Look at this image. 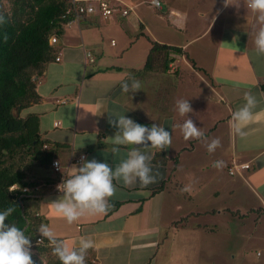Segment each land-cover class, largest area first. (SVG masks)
Instances as JSON below:
<instances>
[{
  "label": "crops",
  "instance_id": "0c3cea01",
  "mask_svg": "<svg viewBox=\"0 0 264 264\" xmlns=\"http://www.w3.org/2000/svg\"><path fill=\"white\" fill-rule=\"evenodd\" d=\"M149 1L118 0L132 8L129 15H83L67 29L56 44L61 60L48 65L38 84L42 101L24 111L40 115L46 139L67 144L55 158L66 179L82 164V154L113 168L133 147L152 158L153 183L114 180L116 192L107 213L72 223L56 214L52 203L63 195L56 189L62 173L53 165L33 168L35 177L51 184L37 211L59 238L75 247L82 237L94 239L99 264H157L160 250L171 241L163 236L166 227L175 226L179 233H216L224 211L217 202L224 193L236 194L232 181L252 184L264 201V55L255 46V34L264 23L247 0H163V16L179 31L163 33L149 27L147 15L135 12V6ZM117 27L124 34L109 41V31ZM148 38L181 47L190 59L184 53L170 63L171 71H143L151 49ZM86 50L93 52V62H88ZM124 81L130 86L139 81L142 89L126 93ZM246 93L258 103L255 119L241 135L233 129L232 114L244 106ZM63 99L69 101L62 104ZM188 99L193 111L181 116L176 102ZM122 115L171 132L165 165L153 161L158 150L151 146L120 145L118 153L112 152L117 129L109 120ZM189 118L203 138H184L180 125ZM214 139L220 146L210 153L207 145ZM233 160L250 162L251 168L229 181L223 174L234 176L228 170ZM217 161L223 165L216 167ZM159 187L163 189L155 191Z\"/></svg>",
  "mask_w": 264,
  "mask_h": 264
},
{
  "label": "trees",
  "instance_id": "16d2710c",
  "mask_svg": "<svg viewBox=\"0 0 264 264\" xmlns=\"http://www.w3.org/2000/svg\"><path fill=\"white\" fill-rule=\"evenodd\" d=\"M69 6L70 0H0V210L15 209L5 222L17 224L31 236L34 264L61 262L47 240L37 243L40 234L36 230L41 223L46 224L37 204L51 184L35 177L32 170L50 168L58 150L67 144L46 139L40 115H24V111L42 101L40 80L35 76L42 78L59 55L50 38L65 34ZM148 40L151 49L143 71H171L170 63L185 53L181 47ZM153 161L165 165L166 152L158 150ZM25 187L30 190L24 191ZM96 256V250L89 249L86 264H99Z\"/></svg>",
  "mask_w": 264,
  "mask_h": 264
},
{
  "label": "clouds",
  "instance_id": "9594fccd",
  "mask_svg": "<svg viewBox=\"0 0 264 264\" xmlns=\"http://www.w3.org/2000/svg\"><path fill=\"white\" fill-rule=\"evenodd\" d=\"M153 3L158 6L159 0H153ZM247 6L257 13L259 21L264 23V0H247ZM255 46L257 53L264 55V27L255 34ZM121 87L126 93H130V90L135 93L142 89L139 81H133L131 86L124 81ZM245 101L244 106L232 114L233 129L241 135L243 129L255 119L253 110L258 103L251 93L245 94ZM176 108L181 116L193 111L189 99L178 100ZM109 124L117 129L113 138V153L120 151V145L151 146L163 151L172 143L171 132L161 124L154 123L149 127L126 115L110 119ZM180 127L186 140L203 138L205 135L191 118L184 121ZM219 146L220 140L214 139L207 145V149L211 153ZM151 159V156L137 147H133L127 153V158L115 168L105 160L101 162L96 159H83L72 175L63 179L58 186L63 195L52 201L56 214L65 218L68 223L78 221L86 215L106 214L111 206L109 198L116 192L114 180H122L125 185H132L139 180L145 186L155 181L151 174ZM222 165L223 161L215 163L216 167ZM14 211L13 207L0 210V264H34L31 236L26 235L25 230L17 224L5 222ZM36 231L41 237L38 243L47 240L61 264H86L88 250L99 246L91 237H82L79 246L75 247L71 242L59 238L45 223H41Z\"/></svg>",
  "mask_w": 264,
  "mask_h": 264
},
{
  "label": "rangeland",
  "instance_id": "374dc122",
  "mask_svg": "<svg viewBox=\"0 0 264 264\" xmlns=\"http://www.w3.org/2000/svg\"><path fill=\"white\" fill-rule=\"evenodd\" d=\"M160 1L162 9L149 2H141L139 7L134 5L135 12L147 15L152 29H163V33L168 30L173 34L179 32L168 25L163 16L167 6L163 0ZM117 20L122 21V18ZM119 27L109 31V41L112 38L119 41V35L124 34L122 29L118 31ZM223 175L229 181L238 177ZM232 182L237 186L236 194L230 197L224 193L221 201L217 202L224 206L217 232L197 234L185 229L179 233L175 226L169 230L166 227L163 236L169 235L171 241L160 250L157 264H264V201L252 184L243 179ZM150 220L153 222L154 216ZM193 225L195 222L191 224L192 229L195 228ZM42 260L46 261L47 257H42Z\"/></svg>",
  "mask_w": 264,
  "mask_h": 264
},
{
  "label": "built area",
  "instance_id": "2783aa9c",
  "mask_svg": "<svg viewBox=\"0 0 264 264\" xmlns=\"http://www.w3.org/2000/svg\"><path fill=\"white\" fill-rule=\"evenodd\" d=\"M149 3L151 5L156 6L153 3V0H150ZM156 7L158 8L162 7L160 0L158 3V6ZM131 10L132 8L130 6L120 3L118 2V0H70V6L66 12V15H68L70 19L64 25V29L65 30L69 29L75 22H78L83 15L99 13L101 16L107 19L118 12L122 13V15L124 16H127L130 14ZM59 38L60 37L57 35H52L50 38V43L52 45H56L59 41ZM115 43L116 41L112 40V44H115ZM86 58L88 59V62L89 61L93 62L95 60L93 52L91 50H86ZM55 60L60 61L61 60L60 55H58ZM35 79L40 80L41 78L40 76H35ZM68 101H69L68 99H63L61 100V103L63 104ZM56 125H58L57 122H56ZM85 157H86V154H82L81 157L79 158V161H81ZM52 165L57 172L62 173L61 163L57 159L53 161ZM249 168H251L250 162H238L236 160H233V162L228 167V170L230 174L235 175L237 173H240L241 170H247ZM63 179H66V176L64 175V173H62L56 185V189L58 191H60L58 186L62 183ZM35 189H38V187H35ZM29 190H30L29 187L24 188V191H29ZM40 238L41 237L39 236L37 243L40 240Z\"/></svg>",
  "mask_w": 264,
  "mask_h": 264
},
{
  "label": "water",
  "instance_id": "95a60500",
  "mask_svg": "<svg viewBox=\"0 0 264 264\" xmlns=\"http://www.w3.org/2000/svg\"><path fill=\"white\" fill-rule=\"evenodd\" d=\"M149 127H151V125L150 124H147Z\"/></svg>",
  "mask_w": 264,
  "mask_h": 264
}]
</instances>
